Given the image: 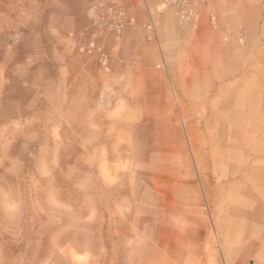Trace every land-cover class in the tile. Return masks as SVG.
<instances>
[{"label": "rangeland", "instance_id": "374dc122", "mask_svg": "<svg viewBox=\"0 0 264 264\" xmlns=\"http://www.w3.org/2000/svg\"><path fill=\"white\" fill-rule=\"evenodd\" d=\"M55 1L0 0V264H101L125 221L144 230L191 202L217 226L243 223L235 233L210 230L218 255L238 248L244 223L260 232L264 0H137L156 38L166 16L183 29L202 21L215 30L219 82L186 93L169 85L171 115L129 126L120 116L75 114L74 103L53 115L66 96L65 85L54 96L48 64ZM127 8L108 15L122 11L128 22Z\"/></svg>", "mask_w": 264, "mask_h": 264}, {"label": "crops", "instance_id": "0c3cea01", "mask_svg": "<svg viewBox=\"0 0 264 264\" xmlns=\"http://www.w3.org/2000/svg\"><path fill=\"white\" fill-rule=\"evenodd\" d=\"M137 4V0L55 1L51 19L58 24L51 29L48 64L55 74L54 96L64 85L66 96L53 115L67 114L71 108L65 106L74 103L75 114L120 116V122L129 126L141 116L171 115L175 97L169 85L178 93L185 87L186 93L189 85L219 82L213 74L215 30L202 21L183 29L166 16L156 38L148 27L149 13ZM119 6L129 8L131 19L117 32L104 24L108 12ZM164 22L173 27L166 29ZM181 206H172L170 218L148 219L142 226L146 229L137 232L134 220L125 221L127 233H117L116 251L101 256L105 260L101 264H264V223L259 234H252V225L244 223L238 248L227 247L221 256L213 251L210 230L224 233L230 228L235 233L243 223L217 226L207 219L203 205Z\"/></svg>", "mask_w": 264, "mask_h": 264}, {"label": "built area", "instance_id": "2783aa9c", "mask_svg": "<svg viewBox=\"0 0 264 264\" xmlns=\"http://www.w3.org/2000/svg\"><path fill=\"white\" fill-rule=\"evenodd\" d=\"M126 22L127 17L124 13H122V11L110 12L105 27L119 32Z\"/></svg>", "mask_w": 264, "mask_h": 264}]
</instances>
